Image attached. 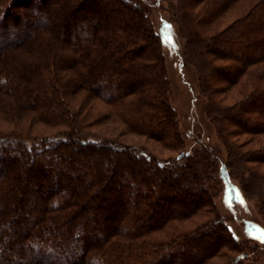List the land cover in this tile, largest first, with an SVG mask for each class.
Here are the masks:
<instances>
[{"label":"trees","instance_id":"16d2710c","mask_svg":"<svg viewBox=\"0 0 264 264\" xmlns=\"http://www.w3.org/2000/svg\"><path fill=\"white\" fill-rule=\"evenodd\" d=\"M176 5L205 112L264 208V0ZM172 93L142 4L0 0V264H214L231 174L215 147L185 152Z\"/></svg>","mask_w":264,"mask_h":264},{"label":"rangeland","instance_id":"374dc122","mask_svg":"<svg viewBox=\"0 0 264 264\" xmlns=\"http://www.w3.org/2000/svg\"><path fill=\"white\" fill-rule=\"evenodd\" d=\"M134 1L149 10L155 31L161 37L162 50L173 83L172 104L178 109L184 132L185 152H191L200 145L215 147L220 152L217 163L222 161L229 166L231 175L223 181V187L220 181L217 183L218 192L213 197L214 215L211 213L210 216L228 225L235 238L224 249L223 255L214 260V264H264V208L258 197L259 189L253 188L254 185L250 183L248 165L233 156L229 142L222 139L205 112L207 99L201 91L200 81L193 66L183 56L184 39L180 23L176 20L177 0ZM244 138L248 136L242 140ZM124 141L143 153L154 154L165 163L180 153L142 137H126ZM240 252L245 256L238 259Z\"/></svg>","mask_w":264,"mask_h":264}]
</instances>
